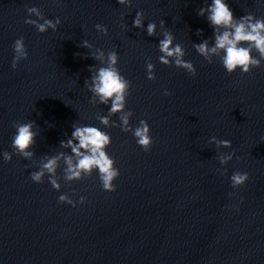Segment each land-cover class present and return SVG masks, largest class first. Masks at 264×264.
Returning a JSON list of instances; mask_svg holds the SVG:
<instances>
[{
  "label": "water",
  "instance_id": "1",
  "mask_svg": "<svg viewBox=\"0 0 264 264\" xmlns=\"http://www.w3.org/2000/svg\"><path fill=\"white\" fill-rule=\"evenodd\" d=\"M211 2L133 0L128 7L117 0H0V264H264V61L247 74L239 68L229 74L219 58L210 64L197 53L193 42L213 36L206 16L198 15ZM226 2L237 18L249 12L264 17V0ZM26 5L61 23L38 32L25 23ZM138 10L144 30L132 27ZM161 20L174 44L184 46L195 76L160 63ZM150 21L157 23L156 36L147 35ZM98 23L107 35L96 30ZM20 36L28 57L13 69L12 44ZM84 39L94 48L81 47ZM95 48L118 52L120 72L131 81L130 124L147 120L151 151H143L131 132L96 118L110 104H91L84 84L89 66H101L84 56ZM149 59L155 80L147 79ZM118 115L112 117L117 124ZM25 119L35 121L37 132L32 160L13 152L9 141L13 121ZM77 122L110 134L106 151L120 170L115 191L102 190L98 170L65 181L63 160L58 191L47 174L43 183L31 181L30 172L38 170L33 161L70 154L59 144ZM212 136L230 140L231 148L209 143ZM5 150L11 161H4ZM233 151L221 165L219 153ZM236 171L249 179L233 188ZM65 193L86 201L59 203Z\"/></svg>",
  "mask_w": 264,
  "mask_h": 264
},
{
  "label": "clouds",
  "instance_id": "2",
  "mask_svg": "<svg viewBox=\"0 0 264 264\" xmlns=\"http://www.w3.org/2000/svg\"><path fill=\"white\" fill-rule=\"evenodd\" d=\"M120 5L131 7L133 0H117ZM25 23L35 26L38 32H46L49 28L56 30L61 23L60 18L49 19L35 5H26ZM198 15L206 16L210 27L213 28V36L203 39L200 43L193 42V47L198 54L204 57L208 63L214 62V57L219 58L220 62L231 74L238 68L241 74L249 73L253 68L261 66L264 61V17L257 18L254 13L249 12L239 18L234 16L226 0H212L210 4L198 9ZM33 16L37 18H32ZM144 13L138 10L132 22V27L144 30ZM127 27L126 24L123 25ZM96 30L103 34H108V28L103 24H96ZM162 39H159L158 48L161 55L158 59L164 65H175L183 68L191 75H196V68L191 61L185 60L186 51L181 43H175V36L165 27V21H160ZM146 32L148 36L157 35V23L150 21L147 24ZM203 29H198L197 36H201ZM210 41H213L210 43ZM81 47L93 49L94 45L87 39H84ZM13 57L11 67L15 69L18 62L27 59L28 52L22 36L17 37L12 44ZM258 55H253V52ZM77 55H81L77 53ZM85 58L91 56L100 62V67L90 65V78L84 81L85 86L92 93L89 102L93 105H109L106 115L96 114V118L105 127H120L125 133L131 132L138 146L143 151H151L154 138L151 135V128L147 120L141 119L139 124L133 127L130 124V117L133 115L131 109H126L127 97L131 95V81L121 74L118 67L119 54L115 49L107 53L101 48H95L90 54H85ZM155 64L149 59L146 61L147 79L155 80ZM165 95L171 93L165 89ZM116 114L119 118V124L112 117ZM35 121L16 120L13 121V131L10 134L9 141L13 152L19 154L27 160H32L35 155L32 151L36 143L37 132L34 130ZM73 131L71 136L60 141V148L70 149V154L64 151L57 152L54 155H44L38 162V170L30 172V179L36 183H43L44 177L48 175V181L57 191L62 187L59 183L57 169L60 167V160L64 161L63 173L64 180L71 182L80 180L84 177H90L94 170H98L99 180L102 190L115 191L117 185L114 181L119 177L120 170L116 167V162L108 152L107 147L111 144V136L108 132L92 125H82L80 123L72 124ZM209 143H214L217 148H231L232 142L227 139H218L215 136L210 137ZM234 151L218 155L221 165H226L233 158ZM5 162L11 161L12 153L5 150L2 152ZM75 157V160H74ZM221 174H226V168L217 169ZM249 179L247 172H234L231 177V186L233 188L244 185ZM243 199V198H242ZM86 201L85 196H80L79 200H74L68 194H61L58 197L59 203H67L73 207L77 204H83Z\"/></svg>",
  "mask_w": 264,
  "mask_h": 264
}]
</instances>
